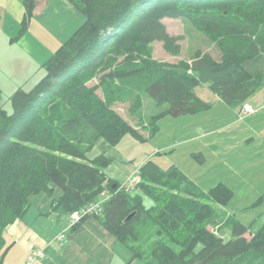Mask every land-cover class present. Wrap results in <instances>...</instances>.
<instances>
[{
	"label": "trees",
	"instance_id": "trees-1",
	"mask_svg": "<svg viewBox=\"0 0 264 264\" xmlns=\"http://www.w3.org/2000/svg\"><path fill=\"white\" fill-rule=\"evenodd\" d=\"M37 1L25 0L28 15ZM70 1L85 15L84 23L45 62L46 74L31 90L15 91L11 112L0 105V264L11 247L6 229L27 213L31 196H53L56 188L62 194L53 198L51 210L58 215L109 193L102 211L79 223L97 218L147 264H264V225L249 233L235 221L228 240L213 230L216 211L207 200L225 203L233 193L225 183L205 191L176 164L163 168L148 158L129 191L106 174L110 157L88 156L100 138L111 144L127 134L144 139L117 111L116 101L131 98L132 116L146 95L166 104L151 116V133L166 113L196 114L210 107L196 92L202 84L228 106L244 105L264 87V73L244 66L264 53V0ZM165 17L189 20L216 42L220 58L197 50L190 62L154 59V41L171 54L181 52Z\"/></svg>",
	"mask_w": 264,
	"mask_h": 264
},
{
	"label": "rangeland",
	"instance_id": "rangeland-1",
	"mask_svg": "<svg viewBox=\"0 0 264 264\" xmlns=\"http://www.w3.org/2000/svg\"><path fill=\"white\" fill-rule=\"evenodd\" d=\"M163 22L170 34L179 37L181 52L171 54L162 41H154L150 44L151 56L154 59L171 64H178L181 61L190 62L197 50L208 52L216 59L220 58L221 52L216 42L189 20L182 17H165ZM32 27L37 32L34 24ZM61 44H55L54 48L51 45V51L55 52ZM250 60H247L244 66ZM44 64L45 62L41 63L43 68L40 74H35L34 71L23 82L21 81L26 78L23 76L33 71V68L23 70L22 73L19 70V74L16 73L17 76L12 77L10 81L2 76L0 105L11 112L12 95L19 88L31 90L46 74ZM96 82L94 80L92 83ZM204 90L208 92L210 101H215L210 107L196 114L173 116L166 113L158 118L157 130L154 133L147 129L150 126L151 116L165 110L166 104H157L153 98L146 95L140 112L132 116L129 110L131 98L125 102L116 101L117 111L140 130L144 139L127 134L119 143L111 144L104 138H100L88 152V156L94 158L105 154L110 157L112 162L105 168V172L109 177L120 181L122 185L130 184V179L139 176L138 167L148 158L154 159L163 168L176 164L205 191H209L219 183H225L233 191L229 199L225 203H219L214 199L207 201L215 207L216 211L213 230L228 240L233 236L232 226L235 221H241L247 225L249 233L257 232L264 225V153L261 156L258 153H252L258 144L254 143L250 147L243 139L239 125L219 132L220 129L233 123L232 121H237L239 117L225 103L217 102L206 84L196 88L198 95H203ZM98 92L102 93L100 89ZM143 123L146 127H143ZM260 151L264 152V148ZM129 167L132 171L131 176L122 181V175ZM132 186L135 189L136 184L132 182ZM145 202L147 205L151 203L148 197H145ZM13 224L5 231L11 247L4 257L3 264H21L26 256L24 241L15 242L14 239H10V237L18 236L12 231L18 223ZM24 227V230H18L19 235L29 236L31 230L27 226ZM135 258L137 261L133 263L127 261L126 264H142L138 263L139 261L147 264L143 259L136 256Z\"/></svg>",
	"mask_w": 264,
	"mask_h": 264
},
{
	"label": "crops",
	"instance_id": "crops-1",
	"mask_svg": "<svg viewBox=\"0 0 264 264\" xmlns=\"http://www.w3.org/2000/svg\"><path fill=\"white\" fill-rule=\"evenodd\" d=\"M85 19V15L70 0H38L32 15L27 13L25 0H0V79L4 76L10 81L17 76L16 73L19 74V70L22 73L28 68H33V71L25 74L23 77L26 78L21 82L34 71L40 74L43 68L41 63L54 53L50 47L54 48L55 44L66 41ZM25 21L28 23L27 28L21 33ZM33 24L37 32L33 30ZM245 68L253 74L264 73V53L248 61ZM213 94L217 102L224 103L217 94ZM199 96L207 102H215L210 101L206 90ZM246 103L253 105L255 111L244 112L243 105L229 106L239 118L219 132L239 125L238 128L242 130L240 133L250 147L254 143L258 144L252 153L261 156L264 153L260 151L264 148V87ZM130 171L131 167L122 175V181L131 176ZM61 194L62 191L56 188L53 196L46 192L31 196L29 210L15 222L18 226L12 231L18 236L11 234L13 237L10 239L24 241L26 256L21 264H26L30 251L37 249H42L45 255L34 264H126L127 261H137L131 249L119 242L97 218L89 217L71 228L69 213L58 215L51 210L53 198ZM24 226L31 230L29 236L19 235L18 230H24ZM64 231L66 237L61 240L59 234ZM138 263L143 264L141 261Z\"/></svg>",
	"mask_w": 264,
	"mask_h": 264
},
{
	"label": "built area",
	"instance_id": "built-area-1",
	"mask_svg": "<svg viewBox=\"0 0 264 264\" xmlns=\"http://www.w3.org/2000/svg\"><path fill=\"white\" fill-rule=\"evenodd\" d=\"M243 111L244 112H254L255 108L253 107V105L249 103H245L243 105ZM130 181H131L130 184L128 183V184H123V185L127 188V190L132 191L134 189L133 188L134 186H132V182H134V184L137 185L138 182L140 181V177L137 176L135 178L130 179ZM109 197H110V194L105 193L104 196L98 201L89 204L88 206H86L85 208L81 210H75L69 213L70 227L73 228L74 226H76L85 216L99 214L103 209L105 200L108 199ZM65 237H66V231L61 232L59 234V239L63 240ZM44 255L45 253L42 249L31 250L27 256L26 264H34L38 259L43 258Z\"/></svg>",
	"mask_w": 264,
	"mask_h": 264
},
{
	"label": "water",
	"instance_id": "water-1",
	"mask_svg": "<svg viewBox=\"0 0 264 264\" xmlns=\"http://www.w3.org/2000/svg\"><path fill=\"white\" fill-rule=\"evenodd\" d=\"M116 186H117V184H114V186H113V187L115 188Z\"/></svg>",
	"mask_w": 264,
	"mask_h": 264
}]
</instances>
